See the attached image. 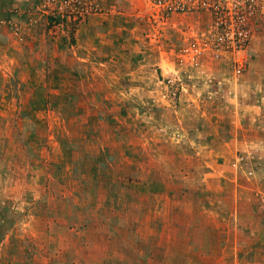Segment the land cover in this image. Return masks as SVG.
Returning a JSON list of instances; mask_svg holds the SVG:
<instances>
[{"label": "rangeland", "instance_id": "374dc122", "mask_svg": "<svg viewBox=\"0 0 264 264\" xmlns=\"http://www.w3.org/2000/svg\"><path fill=\"white\" fill-rule=\"evenodd\" d=\"M0 264H264V0H0Z\"/></svg>", "mask_w": 264, "mask_h": 264}]
</instances>
